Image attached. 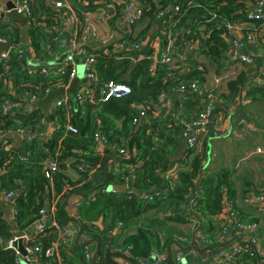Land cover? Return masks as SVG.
<instances>
[{"label":"trees","instance_id":"trees-1","mask_svg":"<svg viewBox=\"0 0 264 264\" xmlns=\"http://www.w3.org/2000/svg\"><path fill=\"white\" fill-rule=\"evenodd\" d=\"M68 1L78 10L79 17L82 9L104 10L111 5L107 0L93 5H90L89 0ZM29 2L32 9L28 26L29 54L35 60H41L49 49L47 46L49 35L45 29H50L52 32L62 29V15L52 9L49 0H29ZM250 2L251 5L248 7ZM171 6H177L179 11L174 12V19L165 24L163 31L177 35L183 28H190L179 42V49L197 44L199 48L197 51L218 66L220 59L231 47L233 38L230 40L227 36L230 25L248 22L253 25V30L258 31L261 27L260 20L247 17V12L257 6L256 0H144L143 17L138 23L137 32L133 36H126L131 47L121 53L126 57L137 56L136 63L131 64L126 58L116 59V56L120 55L119 52L106 55L98 51L95 56L100 83L110 79L126 83L131 88L128 95L123 98H111L105 102L85 100L82 104L84 109L77 103L79 106L73 107L70 112L64 105L51 110L49 119L53 120L57 117L59 124L54 128L51 127L52 134L46 141L35 139L25 142V151L30 152L27 159H20L19 154L12 148L4 152L0 143V184L7 190H19L15 199L18 210L15 222L19 230L27 229L39 218V210L45 206L47 200L49 206L53 207L54 218L58 225L69 224L70 220L61 208V204L71 193L76 192L74 196L77 199L82 198L81 193L96 179L95 169L105 173V169L107 170L105 163L110 156L104 148H108L110 150L108 152L114 153L127 163H132L133 186L140 192H150L153 187L162 192L149 200L148 197L142 198L139 194L109 191L104 185L101 186L93 196L81 200V206L78 207L76 218L82 223L81 236L95 237L102 241L117 223L120 222L123 226L131 225L150 209H156V212L161 214L162 218L157 220L162 226L170 221L183 223L189 216L182 214L181 209L193 195H196V205L187 210L196 213L201 220L213 216H217L218 221L221 219L220 213L224 208L222 188L228 187L229 183L225 171L205 174V152L209 135L201 138L203 147L200 151H197L196 147L187 149L179 160L170 163V156L178 140L184 138L185 123L196 120L203 110L199 95L193 97L179 95L177 91L179 83H185L187 89H190V85H187L188 81H195L199 86L209 88L208 70L204 66L197 65V68L192 66L186 74L172 75L169 78L170 73L177 74L179 67L157 65L151 72L149 71L151 60L146 56L152 53V48L143 47L140 51L132 49L135 42L145 41L149 28L157 19V13L164 12ZM192 14L201 16V24L204 26L202 30H199L196 24L188 26V19ZM37 22H43V25H38ZM163 31L160 35L162 41H165L166 37L162 36ZM157 33L153 32L152 36ZM202 33H207L208 37H202ZM0 40L7 41L12 47L9 55L0 59V133L35 129L45 119L41 109L33 108L30 111L15 112L13 115H3L1 105L7 100L19 106L25 105L29 103L32 95L41 98L45 95V90H50L61 82H67L68 74H65L62 81L57 80L52 74L41 72L37 66L34 67L36 70L32 71L33 73H29V63L33 62L23 51L27 46L21 44L20 27L13 21L0 19ZM240 64L255 66L257 68L255 74L264 80V73L259 71V58L251 64ZM239 73L212 90L223 104L222 107L214 108L215 121L216 115L224 110L227 102H232L236 96L242 97L241 89L245 87L251 73L247 76L245 72ZM8 81L11 82V88L7 85ZM245 92L247 97L264 103V82L251 81ZM161 93H166V97L173 101L176 111L180 109L179 119L176 120L169 113L161 117L152 115L154 105L160 104L158 97ZM180 101L184 104L182 109L178 103ZM140 104L149 106L147 118L137 125H132V118L136 115L133 106ZM69 113H72V116L68 118ZM110 119L113 122L120 120V128L111 124ZM69 122L76 128L75 132L67 129L66 125ZM95 132H100L107 139V144L103 148H98L96 152ZM112 146L129 150L132 153L131 158H123L112 151ZM49 158L58 163V170L52 177L53 191L51 183L44 175V163ZM137 160L142 163L135 166ZM80 164L84 166L82 169H78ZM170 169L175 173L174 178L166 177ZM72 170L77 174L76 180L69 175V171ZM105 179L106 183L119 184L125 177L123 174L109 171ZM64 180L68 183L67 187L64 185ZM78 195H81V198ZM99 218L102 220L104 232L93 224ZM214 228L215 226L209 223L204 233L212 242L217 241L221 231L219 226L218 232L212 234ZM58 235V230L51 226H46L44 233L31 232L29 243L39 244L42 250L49 246L55 247L52 255H45L42 252L43 264H91L84 259L83 247L74 244L66 247L59 240ZM150 235L148 229L138 228L136 235L130 236L124 242L129 245V253L133 258L147 257L152 243ZM12 236L11 226L0 209V264H16L13 250L4 246ZM168 242L169 240L165 239L161 241L159 237L156 241L157 249L164 251ZM241 244L248 245L243 242ZM259 262L256 253L253 252L251 255L245 252L235 263L230 264H260Z\"/></svg>","mask_w":264,"mask_h":264},{"label":"crops","instance_id":"crops-1","mask_svg":"<svg viewBox=\"0 0 264 264\" xmlns=\"http://www.w3.org/2000/svg\"><path fill=\"white\" fill-rule=\"evenodd\" d=\"M143 1L144 0H136V3L142 5ZM250 5L251 2L249 3L248 7H250ZM172 8L173 6L166 8L163 16L153 21L151 27L149 28L147 38L142 43L145 48L150 46L152 48V51H154L157 55H161L163 51V41L161 39L160 32H162V28H164L167 22H171L174 19V11L172 10ZM262 11L264 13V6H262ZM237 13L239 14V11H237ZM108 14L111 17L107 21L94 20L95 28L97 29L99 34L103 37H107L108 32L112 31L114 27H117L120 31L124 32L127 21L126 13H124L122 10L114 9L109 10ZM200 18L201 16H199L198 14L190 15L188 19V26L189 24H196L199 26V30H202L204 26L201 24L202 21L200 20ZM17 25L20 27L19 24ZM252 26L253 25H250V23L248 22H238L235 23L233 26L230 25V27H228L227 29V36L230 38V40L231 38H242L248 30L254 29L252 28ZM189 29L190 28H188V30ZM50 32L51 33H48V53L44 56V58L41 59V63L50 70H53L57 67H60L64 63L65 58L67 57L69 32L68 30H57L56 32H52L50 30ZM153 32L158 33L152 36ZM181 33L182 30L180 31V33H177L176 39H178ZM115 37H117V41L122 40V35L120 34L115 35ZM202 37H208L207 33H202ZM88 44L92 50H103L101 52H104L103 54L106 55H113L115 53H118L116 52L118 50L116 48V45L112 46V44H109L107 46H101V44L95 40V37H90L88 40ZM259 44L260 43L258 42L249 43L240 51L242 53L250 54V56L257 59V57L261 54V46ZM198 49L199 48L197 44L191 45L187 48L185 58L182 61L178 60L177 58V61L181 62V64H174L172 56L169 65L179 67V73L183 74L189 72L192 66H196V68L198 66H204L206 70H208V85L210 86L212 85L213 72H221L222 70H234L236 72V75L240 74L239 72H245L246 76L251 73V76L249 77V79H247L246 82L256 80H259L262 83L264 82L263 79H261L258 75L255 74V72H257V68L255 66H246L240 64L238 61L233 60L232 52H229V50L228 52H226L225 56L220 59V65H216L215 67V65L210 61V59L204 57V55L200 54L199 51H197ZM191 50L192 53L190 52ZM23 51L26 55H29L30 53L28 46ZM78 59L80 58L78 57ZM191 62L193 64H191ZM227 63H229V65H227ZM131 64H134V62L131 61ZM78 69L80 70H78V73L75 77H78L79 80L73 87L71 96H69L68 94L61 95L54 100L53 104L64 98H68L74 108H77L79 106L78 104H84L83 102L77 99V96L82 95L83 89L85 87L88 88L89 85L88 80L83 76L82 68ZM72 79L69 78L67 82H63L60 86L69 87ZM246 88L247 86H245V90ZM245 93L246 92L242 93V97L237 98L236 96V99H234L232 102L226 103V105L224 106V110L222 109L223 111L219 112L220 114L218 113L216 115V118H219V120H213L212 122H209V136L205 152L204 171L205 174H216L225 171L227 173L226 176L229 186L222 188V194L224 197V207L237 211L239 213L240 219L245 223L257 221L264 224V210L262 212H256L252 207L244 203V197L247 193L251 192L257 194L260 193L264 188V103L259 100H253L252 97H247ZM167 100L168 99L164 97L163 101L160 104L154 105L152 109V115L154 117H161L167 114ZM178 103L181 109L184 108L183 102L180 101ZM29 105L30 103L18 106L16 112L32 110L33 108H30ZM222 106L223 104H221V107ZM51 110L52 109H50V111ZM41 123L42 124H39L35 129H31L40 136L43 135L44 132H51V127L59 124V118L55 117L53 120L48 119L47 121L42 120ZM111 124H113L116 128H120L121 121H111ZM22 130L24 131L23 133H21L23 141L21 142L19 148L13 146V142H15L14 140H8L10 148L14 149L15 152L18 154L24 153L26 147V135H31L32 133L31 130H28L29 134L27 133V130ZM202 140L197 144V151H200L203 147ZM98 148L102 147H95V152L98 150ZM108 150V148H104V151L107 153L108 156H110L105 163V165L107 166V172L113 171L116 174H123L125 179L121 183H126L127 177L125 173H128L133 177V174L131 173V166H133L132 163H127L123 159L118 158L114 153L112 154L108 152ZM141 163L142 161L137 160L135 166L140 165ZM69 172L70 177L73 180H76L77 174L73 170ZM105 176L106 174L104 172L95 169L96 179L94 178L95 181L93 182V184H91L87 190L85 189L83 193H86L91 190L92 187H94L97 183H101L102 179L105 178ZM96 191H94L91 195L87 197L93 196ZM160 192L162 191H159L158 189L156 190L153 187L150 192L144 194L146 195V197L152 196L153 198L155 196H158ZM79 198H81V195L79 196ZM84 198L86 197L82 196V198L79 200H83ZM152 198H149V200ZM72 199H77V197H75L73 194L69 198V200L72 201ZM186 212L189 213L190 211L186 210ZM161 218V214H159V212H156V209H150L146 211L143 215H141L137 222H133L131 225L128 226H118L117 223L113 227V229L107 232V238L102 239V241L97 238L96 239L100 243L101 250L105 245H108L113 250L117 249L131 255L129 253V245H126V243L124 242L127 241L130 236L136 235L138 228L148 229L151 232L149 238H152L150 252L148 253L147 257L139 256V258L135 259L140 264H156L155 261L157 259V256L162 253V250H159L156 247V241L159 239V237L161 238V241H164V239L169 241L171 239H177L179 241V237L183 236L186 237L185 244H187L188 242H190L192 231L197 225L196 219L191 216L186 218L183 223H175L173 221H170L163 226L160 225L159 220H157ZM218 222L219 221L217 216L206 217L205 219H202V226L197 232V237L199 238L201 235L205 236L204 233L209 223L215 226L211 233L215 234V232H218ZM93 224L94 226H98L97 228L104 232L103 223L100 218L94 221ZM262 230L263 228L259 227L251 233H244L236 228H230L221 242H226L233 236L241 237V241L234 240L231 243L232 245H235L239 242L246 243L249 236H255L257 238V243L255 244L256 251H254V253H256V255L259 257V263L262 264L264 259V239L261 237ZM81 237V240L90 238L89 236L85 235H82ZM83 248L85 249V247ZM228 249V246L222 248L221 252H219L213 258L212 261L208 259L200 260L197 255L191 258L188 256L187 258H190L191 260H194L196 262H201L203 264H213L219 258H221L222 253H224V251ZM118 260L120 261V264H129L126 261L120 259Z\"/></svg>","mask_w":264,"mask_h":264},{"label":"built area","instance_id":"built-area-1","mask_svg":"<svg viewBox=\"0 0 264 264\" xmlns=\"http://www.w3.org/2000/svg\"><path fill=\"white\" fill-rule=\"evenodd\" d=\"M13 2V9H15L19 13L26 14L28 18V23H30V17L32 14V9L29 0H11ZM88 1V0H87ZM102 0H89L90 5H93L94 3H98ZM111 5L106 7L104 10L97 8L93 9H82L80 11L81 17L78 15V10L72 5L71 2L68 0H49L52 9H55L59 11L62 15V29L59 31H66L69 32V39H68V53L67 57L65 58L64 63L53 70H50L41 62V60H35L31 57L29 54L28 57L33 63H29V73H33L32 71L36 70L34 67H39L38 69H41V72L49 74H52L57 78V80H61L65 76V74H68V79L74 78L78 73V68H82L83 76L89 80L90 85L89 87H85L83 89L82 95H78L77 99L81 102H84L85 100L89 101H95V102H105L110 100L111 98H123L126 95H128L131 92V88L128 84L123 82H117L115 80H107L100 83L98 71H97V61L95 56L98 54V51L103 50H92L88 44V40L90 37H95V40L101 44V46H107L109 44L116 45V48L118 49L116 52H119L120 55H118V58L116 56V59L120 60L123 58L128 59L130 62L133 61L134 63L137 61V56L134 55H128L122 56L121 53L125 50H129L131 46L128 44V39L126 36H133L137 32L138 23L142 19L143 15V4L136 3V0H107ZM257 6L255 8H251L247 12V17L249 19H256L261 21V27L258 30L253 31H247L242 38H233L231 41V47L229 49V52H232V59L235 61H238L239 63H247L251 64L255 62L258 58L260 59V67L259 71L261 73H264V13L262 11V6H264V0H256ZM122 10L127 15V21H126V27L124 32L120 31L117 27H114L112 31L108 32L107 37H103L99 34L97 29L94 25V20L98 21H107L109 19V10ZM7 6L5 3L0 1V19L7 20L3 15L7 12ZM174 12H178V7L175 6L172 8ZM107 11V12H106ZM164 12L157 13V18L162 17ZM10 21V20H9ZM96 23V22H95ZM169 23V22H167ZM38 25H43V22H37ZM230 27V26H229ZM164 28H162L163 31ZM47 33H51L49 29H45ZM118 32V33H117ZM120 34L122 35V40L117 41V37L115 35ZM162 36L166 37V40L163 41V51L161 55H157L154 51L146 56V58L151 60V64L149 67V71H153L155 66L157 65H168L167 67H170L171 65V58L172 56H175L178 58V60L182 61L185 58V53L187 51L188 47H184L182 49H179V47H175L176 42V35H172L168 31H163ZM162 39V38H161ZM252 42H258L261 46V54L257 57V59L250 56V54L242 53L240 50L244 48L247 44ZM143 44L141 42H135L132 46L133 50H142ZM49 48V46H48ZM145 48V47H144ZM173 49H175L174 54H172ZM104 53V52H103ZM9 55V53H3L0 56V59L5 58ZM78 57L80 59H78ZM215 65V64H214ZM229 65V63H227ZM216 67V65H215ZM182 73H179V70L176 73H170L169 78L172 77V75H179ZM236 75V72L234 70H222L221 72L214 71L212 74V85L209 88H203L199 86L195 81H188L187 85H190V89L186 88L185 83L180 82L177 88L178 93H190L194 95L200 96V103L203 107V110L199 113L198 118L194 121L185 123V133L188 134L187 140H186V148L191 149L197 147V144L201 141V138L206 136L209 132L208 124L210 121V118H212V121H215V113L214 108L216 106H221V99L218 98L215 94H213L212 90L219 84H221L223 81H227L234 77ZM257 81V80H256ZM63 82L59 83L57 85L60 86ZM248 83H251L248 81L245 86H247ZM7 85L9 88H11V82L8 81ZM49 90H45V94ZM245 92V87L241 89V94ZM13 94V91L11 92ZM164 97L167 100V113L170 114L171 117L175 118L176 120L179 119L180 116V109L178 111L175 110L173 101L166 97V93H161L158 97V102H162ZM39 98L35 96H30L29 103L35 100H38ZM28 103V104H29ZM64 105L66 110L70 112V110L73 109L72 103L68 98H64L62 100L57 101L52 106V110H56L58 106ZM19 105H17L14 102L11 101H5L1 105V113L3 115H13L16 112V109ZM136 115L132 118L131 124L137 125L142 120H146L148 115L149 106L140 104L138 106H133ZM72 116V113L68 114V118ZM219 120V118H217ZM57 125L53 126L56 127ZM67 129L75 132L76 128L69 122L67 123ZM20 134L24 131L22 129L16 130ZM30 131V130H29ZM29 131L27 130V133L29 134ZM32 131V130H31ZM52 132H44L43 135H38L34 131H32L31 135H26V141H31L35 139H39V141L44 142L46 141ZM5 134L0 133V143L3 146V149L5 151L10 150L9 141L5 138ZM94 140L97 142V146L104 147L107 144V139L100 134V132L94 133ZM112 151L117 152L120 156L123 158H131L132 153L129 150L119 149L114 146L111 147ZM186 149V150H187ZM186 152V151H185ZM30 156V152L25 151L23 154H19L20 159H27ZM45 170L44 175L51 183V189L53 191V174L58 170V163L54 159H47L44 163ZM83 165H78V169H82ZM131 171H133V166H131ZM172 172V174H171ZM166 177H175V173L173 169H170L166 173ZM65 187L68 186V183L66 180H64ZM19 193L18 191L13 190H7L2 187L0 184V198L7 204L11 205V213L13 218L15 219L18 215V210L16 208V196ZM130 193V192H128ZM158 194V193H157ZM196 195H193L186 203L187 208H194L196 205ZM143 198H147L146 195ZM148 198H152V196H149ZM81 200L76 199L70 201L68 199V202L66 204V211L69 215L72 216H78V207L81 206ZM244 203L250 207H252L256 212H262L264 210V188L260 193L254 194V193H247L244 197ZM47 211V213H46ZM46 213V214H45ZM46 217V220L43 221V218ZM220 220H219V226L221 227V231L219 233V237L217 240L222 241V239L225 237V234L229 231L230 228H236L241 232L244 233H251L255 229L262 227L263 230L261 232V237L264 239V224L257 221H252L245 223L243 222L239 216L238 212L229 208H223V210L220 213ZM37 222V226L34 229L37 233H44V229L46 226L54 227L58 230V237L59 240L64 244L66 247H70L73 245L74 238L76 235V228L74 225L70 222L69 224H65L62 226L58 225V222L54 218L53 213V207L51 208L49 206L48 201V208L46 209L45 206L39 210V218L36 219L34 223ZM118 226H121V223H118ZM33 232V231H32ZM30 234L23 235L21 238L23 239V246L25 250V255H22L18 249L14 246V241L17 239V237L12 236L9 240H7L4 244L6 248H9L13 250L15 254V263L16 264H43L41 261L42 252H44L45 255H52L55 247L49 246L46 247L44 250H42V247L39 244H31L29 243ZM82 238V237H81ZM200 240L203 242V244L209 245L212 244V240H209L206 238V236L201 235ZM186 237H179V241L182 244H185ZM257 238L255 236H249L247 240L248 245H243L240 242L238 244H231L228 250H225L224 253H222V257L219 258L216 262L213 264H230L235 263L238 260V257L241 256L245 252H249L251 255L254 251H256L255 244L257 243ZM250 245V246H249ZM251 245H254V247ZM196 251L194 248H190L187 252H181L178 249L174 252L172 260V264H183L185 261V257H193L196 256ZM167 258L166 248L162 253H160L157 256V259L155 261L156 264H164ZM84 259L86 262L91 263V255L85 250ZM50 264V263H46ZM264 264V259L263 263Z\"/></svg>","mask_w":264,"mask_h":264},{"label":"water","instance_id":"water-1","mask_svg":"<svg viewBox=\"0 0 264 264\" xmlns=\"http://www.w3.org/2000/svg\"><path fill=\"white\" fill-rule=\"evenodd\" d=\"M3 3L6 4L7 6V12L3 15L7 20L13 21L14 23H17L20 25V36H21V44L23 46H28L29 45V23H28V18L26 14L24 13H19L15 9H13L14 5L11 0H0ZM188 28H183L182 33L176 39L175 42V47L178 46L179 42L183 39L185 33L187 32ZM11 45L5 41V40H0V56L3 53H10L11 51ZM175 49H173L172 54H174ZM192 53V50L190 51ZM173 63L174 64H181V62L177 61V58L173 56ZM191 64H193L191 62ZM166 65L165 67H167ZM79 80L78 77H74L70 83L69 87L65 86H59V87H53L51 88L43 97L39 98L38 100L30 102V108H39L42 110L44 114V120L49 119V112L50 109H52V104L54 100L61 96L68 94L71 96L73 87ZM88 85H90V82L88 80ZM180 96L187 95V96H194V94L190 93H180ZM212 122V118H210V121ZM5 138L7 140H14L13 146L19 148L21 145V142L23 141V138L21 137V134L18 131H8L5 133ZM188 134L184 136L183 139L178 140L176 147L173 151V153L170 156V163L179 160L184 152L186 151V140H187ZM115 157V156H113ZM106 169H105V174H106ZM127 177V182L126 183H120V184H106V179L103 178L101 183H97L94 187H92L91 190H89L86 193H81L83 197H87L91 195L94 191H96L98 188L101 186H105V188L109 191H120V192H131L135 194H139L141 197H144L145 194L140 192L135 186H133V177L129 175L128 173H125ZM198 184V182H196ZM76 193V192H75ZM73 193V194H75ZM72 193L69 194L64 201L61 204V208L64 210L66 216L70 220V222L74 225L76 228V235L74 238L73 244L77 247H85L86 251L90 253L91 255V264H120V260L126 261L129 264H140L135 258H133L131 255H129L126 252L120 251V250H113L111 249L108 245H105L103 249L101 250L100 243L96 238L90 237L85 240H81V228H82V223L81 221L76 218L75 216L69 215L68 212L66 211V204L68 202V199L70 198ZM45 208H48V200L45 203ZM0 209L3 212L5 220L8 222V224L11 226L12 234L14 237H17V239L14 241V246L18 249V251L22 254L25 255V250L23 246V239L21 238L23 235H28L37 226V222L31 224L27 229L25 230H19L16 227V222L15 219L12 216L11 213V205L5 203L1 198H0ZM187 210V203L183 206L181 209L182 214H187L188 216H191L196 219L197 225L194 227L192 234H191V240L187 244H182L180 241L177 239H171L167 245H166V253H167V258L164 264H172L173 260V254L174 252L178 249L181 252H187L190 248H194L197 254V257L200 258V260L203 259H208L210 261L213 260V258L221 252L222 248H225L229 246L234 240L241 241V237L239 236H233L226 242H218V243H212L209 245H204L203 242L197 237V232L200 230L202 226V220L198 217V215L194 212H186ZM47 213V211H46ZM45 213V214H46ZM46 220V217L43 218V221ZM254 247V245H252ZM101 252V253H100ZM191 258V257H190ZM190 258L185 257L183 264H203L201 262H196L194 260H191Z\"/></svg>","mask_w":264,"mask_h":264},{"label":"rangeland","instance_id":"rangeland-1","mask_svg":"<svg viewBox=\"0 0 264 264\" xmlns=\"http://www.w3.org/2000/svg\"><path fill=\"white\" fill-rule=\"evenodd\" d=\"M202 57V56H201ZM204 57H206V56H204ZM207 58V57H206ZM78 70H80V69H78ZM81 107L84 109V105H81ZM220 240H217V241H215V242H213V243H218Z\"/></svg>","mask_w":264,"mask_h":264},{"label":"clouds","instance_id":"clouds-1","mask_svg":"<svg viewBox=\"0 0 264 264\" xmlns=\"http://www.w3.org/2000/svg\"><path fill=\"white\" fill-rule=\"evenodd\" d=\"M126 159V158H125ZM131 193V192H130Z\"/></svg>","mask_w":264,"mask_h":264}]
</instances>
